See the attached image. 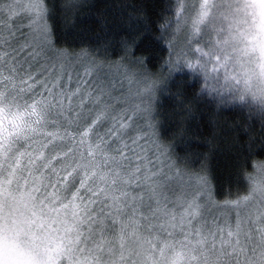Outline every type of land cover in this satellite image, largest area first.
Segmentation results:
<instances>
[{"label":"snow or ice","instance_id":"1","mask_svg":"<svg viewBox=\"0 0 264 264\" xmlns=\"http://www.w3.org/2000/svg\"><path fill=\"white\" fill-rule=\"evenodd\" d=\"M107 7L0 0V264H264V160L218 189L179 150L227 109L264 151V0Z\"/></svg>","mask_w":264,"mask_h":264},{"label":"trees","instance_id":"2","mask_svg":"<svg viewBox=\"0 0 264 264\" xmlns=\"http://www.w3.org/2000/svg\"><path fill=\"white\" fill-rule=\"evenodd\" d=\"M115 0H92L95 7H98L96 17L108 11V5L114 3ZM88 19V17H82ZM61 28L68 33L66 41L75 47L81 46V41L86 46L90 42H94L98 29L96 31H88V24H81L79 28L73 29L72 21L67 23L60 19L57 21ZM78 33L79 35H74ZM66 46V45H65ZM160 119L167 126V132L171 135L175 131V117L171 109V101L161 99ZM229 121L222 127H214L205 110L195 120L189 122L188 132L181 143L180 149L187 153L193 161L192 169L198 171L201 163H204L209 173L214 178V183L218 189H222L229 183L235 186L236 169L241 161H244L251 171V164L255 161L264 160V151L255 149L249 151L246 143L247 138L241 133L239 141L233 140V129L227 126L232 120L240 119V114L228 112ZM243 115H247L244 113ZM261 113L256 112L257 122L255 127L259 128L258 119ZM206 158V159H205ZM245 194L241 191V195Z\"/></svg>","mask_w":264,"mask_h":264}]
</instances>
